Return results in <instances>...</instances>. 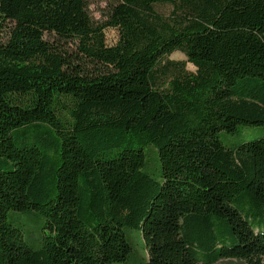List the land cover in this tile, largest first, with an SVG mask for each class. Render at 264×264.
<instances>
[{
    "label": "trees",
    "instance_id": "1",
    "mask_svg": "<svg viewBox=\"0 0 264 264\" xmlns=\"http://www.w3.org/2000/svg\"><path fill=\"white\" fill-rule=\"evenodd\" d=\"M100 15L0 0V264H264V0Z\"/></svg>",
    "mask_w": 264,
    "mask_h": 264
},
{
    "label": "rangeland",
    "instance_id": "2",
    "mask_svg": "<svg viewBox=\"0 0 264 264\" xmlns=\"http://www.w3.org/2000/svg\"><path fill=\"white\" fill-rule=\"evenodd\" d=\"M87 1L89 4V12L91 16L93 17V19L100 21L101 20L100 13L102 9L105 7L107 2L111 0H87ZM105 36L108 45L114 44L117 40L116 32L113 30H106ZM169 58L171 60H176V61H182L185 59L184 56L179 52H175L171 54ZM186 68L187 70L194 71V68L190 64H187ZM221 140L225 145H230L233 142V139L229 138L228 136H222ZM41 224L42 223L40 221L32 222L30 224L27 223V227L24 229L26 238L31 236L32 233L37 234L38 228L40 227ZM139 247L142 248V245H140V243H139ZM233 263L234 262H227V261L218 262V264H233Z\"/></svg>",
    "mask_w": 264,
    "mask_h": 264
}]
</instances>
